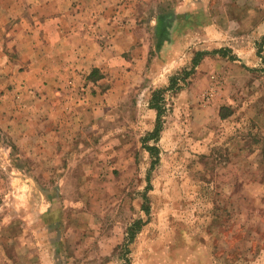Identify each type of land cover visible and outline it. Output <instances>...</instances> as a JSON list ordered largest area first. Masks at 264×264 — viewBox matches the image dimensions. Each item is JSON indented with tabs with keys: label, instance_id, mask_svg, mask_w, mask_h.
<instances>
[{
	"label": "rangeland",
	"instance_id": "374dc122",
	"mask_svg": "<svg viewBox=\"0 0 264 264\" xmlns=\"http://www.w3.org/2000/svg\"><path fill=\"white\" fill-rule=\"evenodd\" d=\"M85 21L31 81L0 46V264H264V0Z\"/></svg>",
	"mask_w": 264,
	"mask_h": 264
},
{
	"label": "crops",
	"instance_id": "0c3cea01",
	"mask_svg": "<svg viewBox=\"0 0 264 264\" xmlns=\"http://www.w3.org/2000/svg\"><path fill=\"white\" fill-rule=\"evenodd\" d=\"M112 0H0V46L12 49L17 60L13 66L22 67L21 76L29 80L28 69L33 65L37 50L59 48L71 50L76 47L77 37L92 40L88 36L86 18L105 17L111 8ZM120 0H116V3ZM120 6V11H122ZM79 18V19H78ZM78 19V20H77ZM84 19V20H83ZM85 21V22H84ZM91 25L96 28L97 22ZM93 31V30H90ZM78 35V36H77ZM4 44V45H3ZM35 63H50L47 54ZM44 61V62H43ZM38 73V72H37ZM42 79L49 74L38 73ZM25 75V76H24Z\"/></svg>",
	"mask_w": 264,
	"mask_h": 264
},
{
	"label": "trees",
	"instance_id": "16d2710c",
	"mask_svg": "<svg viewBox=\"0 0 264 264\" xmlns=\"http://www.w3.org/2000/svg\"><path fill=\"white\" fill-rule=\"evenodd\" d=\"M178 80H176V78H174V77H171L170 79H169V86H168V88L170 89V90H176L177 88H178V86H177V82ZM152 104L153 105H155L154 107H153V109L156 111V115H157V117H156V120L158 121V119H159V114H160V108H159V104H158V102L157 101H153L152 102ZM157 129L155 128V131H156ZM136 227H137V223H133V224H131V226L127 229V231H126V233L130 236V238H132V236H133V234H134V231L136 230Z\"/></svg>",
	"mask_w": 264,
	"mask_h": 264
}]
</instances>
